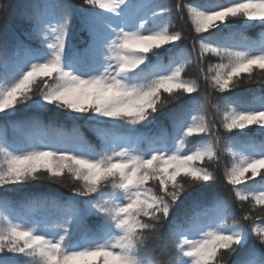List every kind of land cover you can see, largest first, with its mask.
<instances>
[{
  "label": "snow or ice",
  "instance_id": "snow-or-ice-1",
  "mask_svg": "<svg viewBox=\"0 0 264 264\" xmlns=\"http://www.w3.org/2000/svg\"><path fill=\"white\" fill-rule=\"evenodd\" d=\"M11 7L0 3V13ZM146 7L150 14L139 15L134 0L17 6L21 29L0 38V264H264V141L251 154L227 149L224 181L239 207L248 206L237 221L213 188L222 137L208 119L207 97L200 102V83L185 78L192 60L177 58L184 36L170 20L174 10L187 12L198 59L220 61L201 69L203 79L213 91L230 92L264 83V0ZM237 19L259 28L260 38L213 41ZM77 30L88 35L82 48L73 42ZM42 117L82 120L100 143L93 147L79 133L67 141L59 130L8 140L9 127H52ZM221 126L244 136L256 126L264 136V104H226ZM40 181L71 195L26 193ZM20 193L26 207L51 204L63 215L54 225L12 218L9 201ZM162 240L166 260L154 255Z\"/></svg>",
  "mask_w": 264,
  "mask_h": 264
},
{
  "label": "trees",
  "instance_id": "trees-1",
  "mask_svg": "<svg viewBox=\"0 0 264 264\" xmlns=\"http://www.w3.org/2000/svg\"><path fill=\"white\" fill-rule=\"evenodd\" d=\"M141 0H134V3H139ZM30 0H0V3L11 4L12 7L8 9L6 13H0V38H3L9 31L16 30L19 31L22 27L20 20L17 16V6L22 3H28ZM178 2V0H146L145 5H150L153 3H165L169 6H173ZM182 3H194L200 6H205L210 3H227L229 0H179ZM72 3L76 5H81L82 0H72ZM138 9L137 12L139 15L150 14V9L144 5ZM143 10V11H142ZM171 24L173 26L172 30L181 31L184 39L178 42L177 44V53L176 56L179 58L181 55L189 56L192 60V63L188 66L185 72V78L197 79L200 83V93L199 99L201 103L205 102V97H207L208 107L207 115L210 121H214L217 128H219V134L222 137L219 148H220V159L214 164V168L218 173V181L213 184L215 193L222 199L228 200L236 210V220L240 221L244 214V211L247 210V205L242 210L239 207V202L236 201L234 194L231 190V186L227 185L224 181V172L227 167L231 164V156L227 149L233 147L237 150L244 151L245 153H253L255 150H258V145L264 141V136L261 135L260 131L257 130L256 126H251L246 128L243 131L247 133L246 136L239 135V130H235L234 133H227L221 126L223 119V110L226 104H231L238 108H258L264 104V83L259 81L252 83H241L239 87L232 89L230 92L219 93L213 91L204 80V83L199 80L203 73L201 69L205 71L209 65H215L219 63V58L214 55H205L202 60L198 59L199 45L196 43L198 39L197 34L194 32L193 27L188 19V14L186 11L177 12L173 11L170 17ZM229 23L232 24L231 28L226 29L224 32L219 33L217 36L212 37L214 42L236 45L245 40L252 41L257 40L261 36V30L259 28H252L249 26H243V21L240 19L231 20ZM207 36L208 34H203ZM88 40V35L85 32L77 30L74 35L73 42L77 47L82 48L84 42ZM195 48V51L193 49ZM183 50V51H181ZM169 58L165 56L162 60L164 65L168 64ZM155 63V61H153ZM201 71L200 75L199 72ZM255 74V73H254ZM199 75V76H198ZM201 76V77H200ZM197 94H192L196 96ZM184 100H188L189 97L185 96ZM180 101H176L171 105H168V109H174ZM220 105V111L217 112V109L212 105ZM3 114H0L2 116ZM45 126L51 124L52 127H45L44 129H39L32 127L27 124H22L17 127H9L7 129V138L9 141L16 142L17 144L24 143L29 139L41 136L44 131H47L49 137H54L56 135V130H59L63 133L61 137L64 140H72L77 133L81 134L93 147H96L100 141L92 130L84 123V121H73L66 120L63 117L56 118L55 120H48L46 117L41 118ZM153 133L156 132V129H152ZM169 131L171 128L169 126ZM236 136L235 142L223 139L224 137ZM253 144L256 146L253 147ZM148 145L144 144L143 148L147 149ZM261 171H264L262 169ZM259 177H257V180ZM255 187H258L256 185ZM26 193H34L37 196L42 194H47L49 192H59L65 195H71L69 190L65 187L59 185L49 184L48 181L37 182L34 187H29L26 190ZM25 195V193L13 194L9 204L10 207L7 209L8 214L16 219H38L42 223H48L54 225L56 220L63 215L62 210L54 208L51 204H41L37 207H26L24 201L19 199L20 196ZM81 199V198H77ZM91 222V221H90ZM231 224L232 221L230 220ZM247 225L249 222L244 221ZM51 230V229H50ZM165 237L166 239V229ZM160 244L154 246V255L157 259H167V252L162 251Z\"/></svg>",
  "mask_w": 264,
  "mask_h": 264
}]
</instances>
